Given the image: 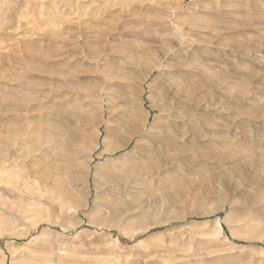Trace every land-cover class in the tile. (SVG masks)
<instances>
[{
  "label": "rangeland",
  "instance_id": "rangeland-1",
  "mask_svg": "<svg viewBox=\"0 0 264 264\" xmlns=\"http://www.w3.org/2000/svg\"><path fill=\"white\" fill-rule=\"evenodd\" d=\"M0 264H264V0H0Z\"/></svg>",
  "mask_w": 264,
  "mask_h": 264
},
{
  "label": "bare ground",
  "instance_id": "bare-ground-1",
  "mask_svg": "<svg viewBox=\"0 0 264 264\" xmlns=\"http://www.w3.org/2000/svg\"><path fill=\"white\" fill-rule=\"evenodd\" d=\"M164 110V109H163ZM163 127V126H162ZM165 130V129H164ZM169 133V132H168ZM170 134V133H169ZM171 135H172V133H171ZM173 136V135H172ZM150 137H151V135H150ZM153 137H154V139L155 138H157V139H159L161 142L160 143H162V142H165V145H163V146H166V143H169V144H172V143H174V138H172V137H170V136H168L167 134L165 135V136H163V137H160V136H158V135H153ZM176 138V137H175ZM157 142V141H156ZM158 143V142H157ZM169 144L167 145L168 147H169ZM173 145V144H172ZM159 147H161L160 145H159ZM157 151V150H156ZM160 150H158V152H159ZM122 157V156H121ZM120 158V157H119ZM123 158H124V156H123ZM126 158V157H125ZM122 159V158H121ZM128 159V158H127ZM123 160V159H122ZM139 165V164H138ZM137 164H125V165H123V167H122V171L123 172H125V173H129V174H133V173H137L138 172V170L140 169V170H143V166L142 167H140V166H138ZM145 166V165H144ZM154 166V165H153ZM148 167H149V165H148ZM146 167H144V169H145ZM150 168V167H149ZM148 168V169H149ZM151 169V168H150ZM147 170V169H146ZM149 171V170H148ZM218 228V227H217Z\"/></svg>",
  "mask_w": 264,
  "mask_h": 264
}]
</instances>
